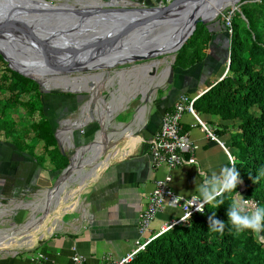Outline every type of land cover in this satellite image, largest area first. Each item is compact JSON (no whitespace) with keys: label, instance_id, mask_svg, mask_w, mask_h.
<instances>
[{"label":"trees","instance_id":"obj_1","mask_svg":"<svg viewBox=\"0 0 264 264\" xmlns=\"http://www.w3.org/2000/svg\"><path fill=\"white\" fill-rule=\"evenodd\" d=\"M241 1L245 3L239 6V13L245 22L234 14L227 28L224 17L216 19L225 32L229 31L228 54L223 65L226 72L192 102L191 109L198 119H216L215 124L203 122L209 127L213 125L211 133L216 137L228 136V145L235 153L230 154L232 162L227 167L234 164L239 172L242 198L254 201L256 207H264V0ZM211 24H196L174 55L175 73L204 59L210 39L216 34L208 29ZM0 95V141L12 146L17 154L31 158L44 173L61 172L67 161L59 152L44 113L41 112L43 121L33 129L32 137L28 135L29 127L23 134L16 133V124L3 117L10 110L27 108L28 104L19 99L22 95H39L36 83L8 69L1 57ZM29 107L27 112L31 113V104ZM179 127L182 133L180 123ZM93 129L91 126L86 130L87 140ZM38 142L42 149L39 154L35 153ZM45 162L50 164L49 169L43 168ZM237 188L224 194V203L219 207L205 204L202 213H194L183 223L172 225L152 238L127 264H264V244L257 242L250 231L237 234L227 220L226 211ZM212 215L225 223L223 233L208 230ZM260 235L264 236V232Z\"/></svg>","mask_w":264,"mask_h":264},{"label":"crops","instance_id":"obj_2","mask_svg":"<svg viewBox=\"0 0 264 264\" xmlns=\"http://www.w3.org/2000/svg\"><path fill=\"white\" fill-rule=\"evenodd\" d=\"M221 43L220 34H214L204 59L192 68L177 71L173 76L175 79H172V83L166 87L152 107L145 105L144 102H138L132 111L141 106L146 107L142 122H139L138 118L137 121L125 126L112 121V126H107L114 130L108 133L111 139L107 140L106 137L103 150L99 154L103 169L100 167L95 173L80 174L78 188L79 193L82 192V197L76 210L72 211L73 214L66 216V219L59 223L54 222L47 237L35 243L36 246L31 251L16 253L11 257L4 255L0 257V264H71L70 257L73 254L83 256L90 264L97 263L105 255L119 259L134 247L135 241L143 243L157 235L160 227L179 217L180 211L177 208L164 206L150 224L148 232L137 238V215L144 208L153 183L164 176H169L171 178L169 186L174 194L198 197V186L207 177L218 175L221 169L227 166L224 150L229 153L225 146L228 144V136L214 135L218 143L208 139L200 130L199 123L211 131L214 129L213 125L209 127L203 121L209 120L215 124L216 119L196 117L197 122L187 113H183L180 119L182 133L197 145L198 150L193 155L194 164L182 165L170 171L164 167L152 168L146 144L156 131L161 115L172 108L180 95L189 98L195 96L223 76L221 72H225L223 65L226 54L225 45L221 47ZM62 122H58L56 116L49 121L52 135L57 141ZM125 127L128 129L127 133H124ZM75 128L70 126V129ZM87 129L88 127L82 134L74 133V145L82 144L84 138L87 139L85 131ZM94 133H98L97 129ZM70 134L69 149L73 151L71 131ZM93 134H90V140L87 142L93 140ZM14 154L16 158L5 160L7 162L0 166V195L9 185L15 187L14 189L29 187L28 184L25 185L28 176L29 180L33 176L31 181L36 185L42 174V170L35 166L31 158L16 152ZM186 157L188 156H184ZM84 158L81 162L83 167L88 165L86 164L88 157ZM26 160H31L32 163H24ZM56 173L48 172L52 175L50 179L54 178ZM36 255H41V258L35 260Z\"/></svg>","mask_w":264,"mask_h":264},{"label":"water","instance_id":"obj_3","mask_svg":"<svg viewBox=\"0 0 264 264\" xmlns=\"http://www.w3.org/2000/svg\"><path fill=\"white\" fill-rule=\"evenodd\" d=\"M244 3L241 0H172L166 5L145 8L138 1L134 8L122 9L113 2L100 3L96 0L82 6L67 3L53 5L44 0H0V57L8 69L36 82L39 90L44 88L43 92L58 90L69 95L85 92L89 100L93 90L91 80H95L96 85L102 76H107L116 67H121L115 72L117 76L129 74L153 61L130 66L127 70L122 66L158 56L171 55L173 61L175 53L191 36L197 23L208 25L225 9L233 11ZM227 51L228 40L225 43L226 54ZM11 59L18 67L10 65ZM33 71L60 76L57 77L58 86L45 88L29 76V72ZM71 73L77 75L71 78ZM80 78L89 80L87 84L92 88L80 90V85L76 84ZM98 91L99 88L95 94ZM142 102L148 103L149 100ZM93 112L95 110L89 114L96 125L91 126L103 135L101 123L93 118ZM134 113L133 122L139 116L136 109ZM83 130L77 133L82 134ZM92 142L84 138L82 146L74 148L73 154L81 149L79 161ZM59 152L63 155L60 148ZM72 168L70 158L47 192L57 191V184L67 178Z\"/></svg>","mask_w":264,"mask_h":264},{"label":"rangeland","instance_id":"obj_4","mask_svg":"<svg viewBox=\"0 0 264 264\" xmlns=\"http://www.w3.org/2000/svg\"><path fill=\"white\" fill-rule=\"evenodd\" d=\"M44 1H46L47 3L50 2L53 5L63 4V3L75 4L74 1H70V0L68 1L66 0H44ZM170 1L172 0H140V2L143 4L145 8L156 7L159 5H166ZM136 3H138V1H136ZM234 14H237L245 22L244 18L239 13V7H236V9L233 11H231V9H225L224 11H222L221 15H218V16L224 17L225 21L229 22L230 18L233 17ZM218 16L209 23V24L211 23L212 24L209 25L208 28L216 32V34L217 33L220 34L222 38L221 47H223V44L225 45L226 40H228L229 33L227 31L225 32L223 29L224 26L219 25V23L216 21ZM163 59H166V63L170 64L169 66L170 70L167 73L168 76H166L167 78L164 80L163 85L159 86L155 90V92L152 93L150 103H145V105H148L149 107L150 106L152 107L154 105L155 101L158 99L161 93L166 89L167 86H169L172 83L173 74H175V71L172 70L174 59L172 61L171 55L158 56V57H155L154 59L147 60L145 62H137L132 65L122 66V69L127 70L130 66L141 65L142 63H148L149 61H155V60L160 61ZM165 66L166 64H162L158 68H156L157 69V70L155 69L156 73L160 74V72H162ZM120 68L121 67H116L113 70L109 71L107 76H102V78L99 79V82H97V85L100 83V86L98 85L99 86V96L100 98H102L103 102H105V104L103 103V108L110 111L109 120L111 121H108L107 123L108 126H112V121L113 123H116V124L121 123V124H124L125 126L131 123L133 121L132 117L135 114L134 111H132V109L135 107V105L138 104V102H141V98H142L137 90L135 92H132L133 90L136 89V82L138 81L140 83V79H142L140 74L142 72L122 74V75L117 76L115 72L119 71ZM223 73L221 72V75H223ZM151 74H153L151 71L150 72L147 71V77H149ZM76 75L77 74L75 73L70 74L71 77H75ZM109 79L111 80L109 81ZM168 79H170L171 81L170 83H168ZM108 81L110 82V85L108 84ZM36 85H37V93L39 96L34 95V96L28 97L26 95H22V97L19 98L22 102H25L28 104L26 109L20 108V109H16L15 111L10 110L3 116L5 119L13 121L16 124L15 126L17 129L16 133L23 134V132L25 133V130H27V128L29 127L30 131L28 130L29 131L28 135L32 137V135L34 134V132H32L33 129L36 130L39 127L38 125H40L43 121L41 112L44 113L43 115H46L49 121L52 120V117L54 118L56 116L58 122L69 120L70 122H73L74 124V121L77 120L79 114L81 113V109L84 108L86 102L88 101V95L85 92L69 95L66 93H60L58 92V90H49L48 92H43L44 88L39 90V86L37 83ZM198 95L200 96L201 94L198 93ZM118 96L120 97L115 98V100H113L114 97H118ZM1 97L2 95H0V98ZM129 97L130 99L127 102L123 101L125 98L128 99ZM117 102L119 103L122 102V103L120 104L118 103L119 105L117 106L115 105ZM109 103L110 105H113L114 107L116 106L115 109H113V111L110 110ZM30 104L33 110L31 113H28L27 111H29L30 109L29 107ZM93 107H94V102L92 103L91 109L89 110V112L93 111ZM56 125L59 126L58 124ZM91 125H96V123L94 121H88L86 125L81 126L80 128L70 129L72 133L71 141H72V145L74 146L73 148H80V146H82V144L74 145V141H73L74 133L85 129L86 127H91ZM113 131L114 130H111V128L110 129L107 128V133H110ZM95 135H94V139H95ZM107 135L109 136V134ZM57 138H58V141L55 140L56 144L57 143L59 144V147L62 149L63 155L65 156L67 164H68V162L70 161V158H72L74 149L73 151H71L69 149V144L67 141L66 142L61 141V139H59L58 136ZM110 139L111 137H107V140H110ZM216 142L218 143L217 139H216ZM64 143H66L67 145ZM102 145L104 146V143ZM225 146L227 147V151L229 153H227L224 149L223 150L227 157V161H229L228 159V156H230L229 154L233 156L235 151L233 148H230L228 144ZM36 148L37 150H35L36 151L35 153L39 154L42 152L41 142L40 143L38 142L36 144ZM83 157H87V155L84 154ZM27 160L24 163H29V164L32 163L31 160L30 161H27ZM86 164L88 165H85L83 167V165L79 163L77 165V168L72 169V171L70 172L71 176L69 177V174H68L67 178L65 179V183H67L68 181L69 182L67 184H64V188L61 190V192L60 191L57 192L58 196L56 195L53 198V201L48 207L49 209L47 208L48 211L47 210L43 211V213H41V211H39V209L37 208V205H38L37 199L39 198V194L51 189L52 185L55 183L57 177L59 176L61 172H57L55 174L56 176L50 179L52 175L48 173H44L42 171V174L39 177L38 181L36 182V185L33 181H31L33 176L31 177L30 180L28 176L27 179H25V182H27L25 183V185L28 184L29 187L24 186L22 188L15 189L13 190L14 191L13 193H11V189H14L15 187L9 186L6 188L8 189L6 190L7 196L3 194L0 195V201H1L0 202V247H1L0 257L4 255H7V257H11L16 253L18 254V253H24V252L31 251V249L34 246H36L35 243H37L38 241L41 242L43 241L44 238L47 237L49 233V231L47 230L51 228L54 222L59 223L60 221L66 219V216H71L73 214L72 211L76 210V207L78 206V203L81 201L80 199L82 197V192L79 193V190H77L78 183L80 180V174L81 172H83V170L85 171L89 170L92 163L86 162ZM79 165H82V167H80ZM43 168L49 169L50 164L45 162V164H43ZM75 173L76 174L78 173V174L76 175ZM7 181L9 180L7 179ZM237 187H238L237 192L235 193L233 197L234 200L241 199L243 196L242 184L239 183ZM32 220H36V222L34 223V227H25V225L28 224ZM16 228L22 231V232H17V233L18 234L22 233V234L18 237V239H15V237H10V235L8 234L9 238H12V239L14 238L16 240V241L10 242L7 239L8 237L6 238L7 236L6 233L8 231L11 232ZM26 237L27 238L31 237V240H32V244L27 247L23 244V242H25L27 239ZM256 240L257 242L264 244L263 241L258 240L257 238ZM8 241L10 242L9 246L7 245ZM18 243L20 245H18Z\"/></svg>","mask_w":264,"mask_h":264},{"label":"built area","instance_id":"obj_5","mask_svg":"<svg viewBox=\"0 0 264 264\" xmlns=\"http://www.w3.org/2000/svg\"><path fill=\"white\" fill-rule=\"evenodd\" d=\"M225 27H229L228 21H226ZM227 32L229 33V31ZM198 96L197 94L189 98L186 95H180L170 111H166L161 115L156 131L146 144L153 169L164 167L170 171L182 165L194 164L195 160L193 155L198 150V147L185 134L180 132L179 123L183 113L189 114L198 122V119L191 109L192 102ZM199 126L200 130L208 139L216 141L215 136L210 130L200 123ZM184 156L188 157L184 158ZM228 159V163L231 164L232 157L228 156ZM170 180L171 178L169 176H164L162 179L156 180L153 183V188L147 195L145 206L137 215V238H140L148 232L150 224L164 206L177 208L180 211V216L168 225L160 227L157 235L165 232L172 225L183 223L186 220L185 216L188 212H191V215L200 213L195 210V205L200 203L199 199H195L197 196L184 197L174 194L169 186ZM248 201L249 204L247 207L249 211H253L256 207L255 202ZM157 235L146 239L140 244L138 241H135L134 247L119 259H112L110 256L105 255L95 264H127L143 249L147 242ZM39 258H41V255H36L34 259L37 260ZM70 263L90 264L83 256L78 254H73L70 257Z\"/></svg>","mask_w":264,"mask_h":264},{"label":"bare ground","instance_id":"obj_6","mask_svg":"<svg viewBox=\"0 0 264 264\" xmlns=\"http://www.w3.org/2000/svg\"><path fill=\"white\" fill-rule=\"evenodd\" d=\"M72 1H77V0H72ZM84 1H89V0H84ZM2 52V51H1ZM5 56V55H4ZM165 56H168V55H165ZM6 57V56H5ZM172 58V57H171ZM9 63L12 67H18L17 65L13 64L12 63V59L9 60ZM162 64H166L165 68L162 70V72H160V74L156 73L155 69L158 68L160 65ZM170 64L169 63H166V59H163V60H155L153 62H151L150 64H145L144 66H139L137 68L134 69V71H132L131 73H140L142 72L140 75L142 77V79H140V83L137 81L136 82V89L133 90L132 92H135L136 90L139 92V94L141 95V102L142 101H145L146 99L150 100L151 99V95L152 93L155 92V90L163 85V82L164 80L167 78V72H168V68H169ZM24 67V66H23ZM27 70H25V72L27 73ZM157 70V69H156ZM147 71L148 72H152L153 74H151L149 77H147ZM29 76L31 78H34L39 84H41L42 86H44L45 88H51L53 85L54 86H58L57 83V77H60V76H57V77H53V76H47V75H42V73H45L44 71H33V72H29ZM129 73V74H131ZM71 77V76H70ZM73 78V77H71ZM86 78V77H84ZM84 78H80L79 80H77L76 84L77 85H80V90H83V91H86V90H89L91 85L89 86L87 83L89 80L87 79H84ZM102 78V77H101ZM54 79V81H53ZM111 79H109L110 81ZM113 80V79H112ZM92 81V85H93V90L91 91V96L89 98V100L86 102L84 108L81 109V113L79 114L77 120L74 121V124L73 122H70L69 120H65L61 123V128H62V131L64 133H69L70 134V126L72 127V125H80V126H83L85 124V122L87 123L89 120L91 121V119L88 117V110H90V106L92 105V102L94 100V98L97 96H94L95 92L98 90L99 86H100V83L97 85H95L94 81L95 80H91ZM108 81V84L110 85V82ZM85 83V84H84ZM92 88V87H91ZM128 93V92H127ZM99 96V95H98ZM128 96V95H127ZM131 96V95H130ZM120 97V96H119ZM130 99V97L128 99H124L123 101L127 102L128 100ZM119 103V102H118ZM117 103V106L122 103L120 102L119 104ZM91 104V105H90ZM110 105V103H109ZM145 109L146 107H139L137 110V113H139V116L137 117V119L139 118V122H142V116L145 114ZM86 111V113H85ZM85 113V114H84ZM144 113V114H143ZM109 112L107 111H104V114L103 115H95V119L101 123L100 127H101V130H102V134H100L99 132L96 134V137L94 139V141L91 143V145L89 146V148L87 150H85L83 153H82V156L86 153L87 155V162H91V166L89 168V170L85 171L83 170V172H81V175L87 173V174H92L93 172L95 173L96 170H98L102 164L101 162L99 161V154H101L102 152V144L105 143V139L106 137H109L107 134V130H106V127L108 126L107 123L108 121H111L109 120ZM86 119V120H85ZM111 119V117H110ZM72 123V125L70 124ZM110 125V123H109ZM131 127V126H130ZM128 127V128H130ZM126 128V127H125ZM128 129H124V133L127 131ZM123 131V130H122ZM121 131V132H122ZM127 133V132H126ZM59 135V134H58ZM63 135V134H62ZM71 135V134H70ZM105 135V136H104ZM129 135V134H128ZM69 140L70 138H68V144H69ZM96 140H98V142H96ZM61 141H65V137H61ZM95 144V145H94ZM71 145V144H70ZM99 146L97 147L98 148V154L95 155L94 153L92 154V149L94 148V146ZM71 147V146H69ZM80 150L81 149H78L74 156L72 157V165H73V168H77V165L79 163L82 162L83 159H85L84 157H82L81 161L80 160ZM95 150V149H94ZM93 150V151H94ZM115 153V152H114ZM114 156V155H113ZM105 157V156H104ZM104 159V158H103ZM107 160V159H105ZM85 162V161H83ZM105 162V161H104ZM103 162V163H104ZM75 166V167H74ZM102 168V167H101ZM103 169V168H102ZM77 172V171H75ZM79 173V171H78ZM77 173V174H78ZM76 174V173H75ZM76 174V175H77ZM71 176V174L69 173V177ZM65 179H63L61 182H59L57 184V187H58V190L57 191H53L51 193L47 192V191H44L42 193L39 194V198L37 199L38 202H37V208L39 209V211H41V213H43V211H46L47 208L50 206L51 202L53 201V198L57 195V192H61V190L64 188V184H67L65 183L64 181ZM69 180V179H68ZM77 182V181H76ZM80 183V182H79ZM66 186V185H65ZM83 188V187H82ZM77 190H79V188H77ZM73 193V192H72ZM60 195V194H59ZM58 196V195H57ZM34 205V204H33ZM58 208V207H57ZM49 209V208H48ZM48 211V210H47ZM40 220V219H39ZM36 222V220H32L30 221L28 224L25 225V227H34V223ZM27 229V228H25ZM16 231V232H15ZM25 231V230H24ZM49 231V229L47 230ZM17 232H22L20 229H14L13 231L11 232H7L6 233V238L10 235V237H15V239H18V237L22 234V233H17ZM9 234V235H8ZM46 235V234H45ZM23 238V237H22ZM27 238V237H26ZM36 238V237H35ZM10 242L12 241H16L14 238H7ZM40 239V238H39ZM7 242V245L9 246V243L10 242ZM25 241V240H24ZM6 244V243H5ZM19 244V243H18ZM23 244L27 247V246H30L32 244V240H31V237H28L26 239L25 242H23ZM4 248V247H3Z\"/></svg>","mask_w":264,"mask_h":264},{"label":"clouds","instance_id":"obj_7","mask_svg":"<svg viewBox=\"0 0 264 264\" xmlns=\"http://www.w3.org/2000/svg\"><path fill=\"white\" fill-rule=\"evenodd\" d=\"M239 183L241 180L235 165L223 167L218 175L213 174L211 177H207L198 186L199 196L195 199H199L200 203L195 205V210L202 213L204 204H214L219 207L224 203L222 199L224 194L235 191ZM218 197L221 199L218 200ZM248 204L247 199L234 200L226 211L227 220L237 234L250 231L258 240L264 241V236L260 235L261 232H264V207L257 206L253 211H249ZM190 216L191 212H188L185 219ZM224 228V222L215 219V215L209 216L208 230L210 232L223 233Z\"/></svg>","mask_w":264,"mask_h":264},{"label":"flooded vegetation","instance_id":"obj_8","mask_svg":"<svg viewBox=\"0 0 264 264\" xmlns=\"http://www.w3.org/2000/svg\"><path fill=\"white\" fill-rule=\"evenodd\" d=\"M66 1H68V0H66ZM70 1H72V0H70ZM96 1H99L100 3H104L105 1H108V2H113V3H115V5H116V7L117 8H122V9H132V8H134L135 6H136V1H139L140 2V0H96ZM92 2V0H89V1H84V0H77V1H75V4L76 5H88V4H90ZM82 3V4H81ZM97 95V96H96ZM99 95V91L94 95V96H96L95 98H94V100H93V102H94V107H93V110H95V112H93V118H96L95 117V115H103L104 114V111H107V112H109V114H110V111L109 110H106V109H104L103 108V103L105 104V102H103L102 100H100V96H98ZM113 96V95H112ZM115 98H119V96L118 97H114V99L113 100H115ZM118 101V100H117ZM92 102V103H93ZM118 103V102H117ZM117 103L115 104V105H117ZM112 106V107H111ZM104 107H105V105H104ZM116 107V106H115ZM115 107L113 106V105H110V110L111 111H113V109H115ZM90 109H91V106H90ZM88 112H89V110H88ZM85 113H86V111H85ZM84 113V114H85ZM88 117L91 119V117H90V114L88 113ZM86 120V119H85ZM90 121V120H89ZM86 123V122H85ZM63 134V135H62ZM65 137V142L67 141L68 142V138H69V133H64L63 131H62V128H61V130H60V133H59V137H60V139H61V137ZM96 142H98V140H96ZM95 145V144H94ZM97 147H99V146H94V148L92 149V154L94 153L95 155H97L98 153V148ZM95 149V150H94ZM93 150H94V152H93ZM15 150H14V148L12 147V146H10L9 144H7V143H4V142H1L0 141V166H3L4 165V162H7V161H5V160H9V159H13V158H16L15 157V152H14ZM97 153V154H96ZM7 182V181H6ZM10 186V185H9ZM6 190H8V189H5L3 192H1V194H3V195H5V196H7V191ZM10 190V189H9ZM13 190H15V189H11V193H13L14 191Z\"/></svg>","mask_w":264,"mask_h":264}]
</instances>
